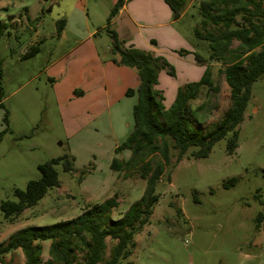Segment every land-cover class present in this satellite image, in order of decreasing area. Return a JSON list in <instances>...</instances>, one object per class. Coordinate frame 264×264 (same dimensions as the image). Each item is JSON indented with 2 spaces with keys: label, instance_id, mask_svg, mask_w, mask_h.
I'll return each mask as SVG.
<instances>
[{
  "label": "rangeland",
  "instance_id": "374dc122",
  "mask_svg": "<svg viewBox=\"0 0 264 264\" xmlns=\"http://www.w3.org/2000/svg\"><path fill=\"white\" fill-rule=\"evenodd\" d=\"M202 1L208 0H184L183 16L162 31L178 32L185 45L209 65L217 92L201 87L188 110L193 129L204 133L230 106L222 71L239 43L232 41L221 62L208 60V45L195 38L194 29L216 33L220 27L201 23ZM111 2L0 0V24L5 26L0 37V203L15 201V190L23 191L28 181L39 179V164L63 156L73 158V171L55 165L58 187L49 188L13 224H6L0 211V245L23 228L74 219L87 206L112 198L117 205L110 219L116 220L143 197L146 181L138 175L141 164L129 173L110 169L112 160L123 162L130 157L129 151L116 153L115 149L132 130L136 102L135 96L120 92L123 66L112 62L119 61V56L110 51L109 32L124 22L114 24L116 15L107 31ZM222 6L218 4L213 12ZM61 19L66 23L58 36L56 22ZM141 34L146 37L147 33ZM88 45L95 47L97 57L87 51ZM32 46L38 47L37 53L22 59ZM175 66L177 81L169 75H162L160 81L165 106L171 101L167 80L184 85L189 75L187 64ZM128 69L137 76L136 69ZM250 92L232 155L226 153L227 136L202 159L186 155L178 162L177 152L170 149L169 162L154 186L157 203L148 223L134 236L131 255L120 264H264V221L259 226L255 221L264 208V73L252 83ZM141 158L142 164L163 162L158 153ZM231 178L234 184L225 188ZM49 243L41 242L42 262L48 260ZM105 244L103 260L113 242L106 238ZM1 258L9 264H24L19 249Z\"/></svg>",
  "mask_w": 264,
  "mask_h": 264
},
{
  "label": "trees",
  "instance_id": "16d2710c",
  "mask_svg": "<svg viewBox=\"0 0 264 264\" xmlns=\"http://www.w3.org/2000/svg\"><path fill=\"white\" fill-rule=\"evenodd\" d=\"M172 12V20H178L183 12L184 0H164ZM126 0H113L107 19L109 32L111 20L118 15ZM218 4L223 5L218 12ZM201 23L211 27H220L218 32L206 30L204 33L194 29L197 40L205 41L209 49V61L221 62L230 52L232 41H238L236 55L226 63L222 73L229 87L230 106L220 121L204 133L193 129L188 117L189 102L197 99L201 87L209 92H217L210 79L209 65L201 55L178 50L179 56L192 54L194 61L204 66L205 70L198 81L180 86L168 108L164 106L165 97L156 89L161 71L175 76V69L165 58L151 52L142 51L132 46L121 48L123 41L116 32H109L111 53L119 56V61L112 59L117 66L136 69L138 85L125 92L127 97H136L132 107V130L122 146L115 152L127 150L130 157L123 162L112 160L110 169L114 172H130L138 165L139 177L146 181L143 197L120 218L110 219L111 211L116 207L114 198L102 204L87 206L78 217L49 226H30L12 234L4 245H0V264L2 255L19 249L24 257V264H120L132 253L135 246L134 236L148 223L157 196L154 186L163 175L164 166L169 162V151L177 152V161L184 156L192 159L206 158L213 146L227 136L226 153L232 155L237 148L238 125L251 97L250 88L264 73V0H208L200 3ZM65 20L56 22L57 35L63 31ZM0 24V37L4 33ZM152 45L155 44L151 41ZM260 48L259 51L255 49ZM37 46L22 55V59L33 56ZM2 61L0 59V75ZM77 94V93H76ZM78 94H81L80 92ZM196 109H199L196 108ZM160 142V143H158ZM159 154L163 162L150 165L142 164V155ZM62 165L65 172L73 171V158L63 156L51 159L37 166L40 178L27 182L23 191L15 190V201L0 203V211L6 224H13L26 209L40 201L51 187H58V176L54 169ZM169 180V178H168ZM234 178L227 180L224 187L233 185ZM257 226L264 221V208L255 218ZM113 245L109 256L103 260L106 248L105 239ZM49 241L48 260L42 262L41 242ZM79 255V257H77Z\"/></svg>",
  "mask_w": 264,
  "mask_h": 264
},
{
  "label": "crops",
  "instance_id": "0c3cea01",
  "mask_svg": "<svg viewBox=\"0 0 264 264\" xmlns=\"http://www.w3.org/2000/svg\"><path fill=\"white\" fill-rule=\"evenodd\" d=\"M112 5L113 0L111 2V7ZM183 14L184 13H182L181 17L183 16ZM122 20L124 23H121L122 25H120V27H117V30L115 32L120 39L125 40L124 42L126 48L132 46L139 50L152 52V54H154L155 56H161L165 58L166 61L175 69L176 76L172 78L175 81H177L178 79V70L175 66V63L178 64V62H180L181 64L183 63L184 65L187 64V66H185V72H187L189 75L184 79L185 83L197 81L200 79L205 67L196 64L192 54L179 56L176 53L178 50H186L190 53H194L191 47H187L185 45L184 40L178 35V32H175L173 30L162 31L164 28H167L168 25L173 21L171 10L164 2V0H134L132 4L125 3L122 9L119 11L118 15L114 18V24H117ZM141 31L147 33L146 37H143ZM151 41H154L155 44L152 45ZM87 51H90L97 57V52L94 46L88 45ZM80 53L82 55L84 54L83 48L81 49ZM105 54L106 53H104L103 55ZM113 65L112 67H114ZM120 69L121 75L123 76V85L120 87V92L125 95V92L128 89H135L137 87L138 77L134 75L127 67H121ZM104 71L106 73V70ZM164 73V71L159 73L158 85L156 86V89L162 91L163 89H161L160 81L163 77L162 75H167L166 73ZM98 75L101 79L100 71ZM128 80H130V84L127 83ZM165 80L167 79L165 78ZM167 81L170 82V87H165V89L171 91V101H169L168 106H165L166 99L164 100L163 104L165 108H168L171 105L177 89L183 85H178L176 82L174 84V82H172L173 80L170 79ZM163 96L165 97L164 91Z\"/></svg>",
  "mask_w": 264,
  "mask_h": 264
}]
</instances>
